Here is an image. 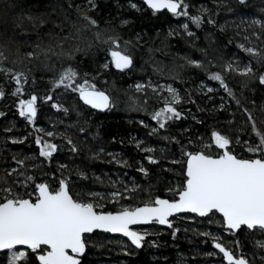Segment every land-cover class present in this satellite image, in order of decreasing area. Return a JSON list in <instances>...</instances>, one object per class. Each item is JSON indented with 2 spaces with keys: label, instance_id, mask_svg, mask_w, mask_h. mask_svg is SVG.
<instances>
[{
  "label": "snow or ice",
  "instance_id": "1",
  "mask_svg": "<svg viewBox=\"0 0 264 264\" xmlns=\"http://www.w3.org/2000/svg\"><path fill=\"white\" fill-rule=\"evenodd\" d=\"M215 2L219 5L221 0ZM239 4L247 7L249 0H239ZM128 5L137 11H143L144 7H147L154 15L167 10L174 17L187 18L181 27L190 37L195 35L190 23L197 27L206 23L216 25L217 20L214 17L219 15V8L213 10L205 4L196 7L191 0H128ZM193 7L196 8L195 14L190 11ZM99 8V0H81L79 3L76 0H68L67 10H74L75 18L65 15L64 21L56 22V26L60 28L59 33L50 31L48 36L52 39L47 44L36 43L33 50L23 55L14 36L0 39L2 74L0 100H4L8 95L18 98L15 106L19 109V116L30 122L31 127L36 128L38 132L44 133V136L36 135L34 138V143L39 146L38 155L31 152L22 156L13 155L12 160L16 167L9 164L0 175V264H87L85 253L89 251L93 239L91 234L97 230L122 233L130 238L133 245L143 248L149 233L138 231L133 225L153 222L167 225L174 229L175 236L181 231L180 227L175 226V219L181 213L197 214L186 215L185 219L197 220L198 217H203L205 223H219L223 231L232 237L230 241L232 247H229L219 233L211 231L202 233L206 237H211L214 248L219 251L201 254L219 257L216 264H264V107L259 110L258 116L252 109L244 106L225 74L222 71L211 70L210 65L216 63L214 60L205 63L203 60L184 57L187 65L201 69L212 80L218 81L228 96L235 100L236 109L230 113L232 123H236L237 110L246 118L241 121L237 134L230 135L214 129L207 140L200 137L197 141L189 137L187 146L176 136H164V139L170 142L180 143L179 159L173 160V163H182L183 170L179 174L183 176V180L167 189L175 193L173 198L156 195L139 204L122 203L126 195L129 199L132 198V194L140 189L139 185L126 187L123 191L114 187L110 193L88 190L85 196L83 191L76 190L77 181L73 180L72 170L68 164L59 165V174L54 171L42 172V175L49 177L48 180L37 179L36 161L43 157L45 162L51 164L54 155L60 150V144L54 142V139H45V136L66 139L68 150L73 155L82 153L80 143L69 136L67 130L61 132L38 126L37 117L42 101H52L51 107L62 114L75 110L82 118L76 121L77 131L80 133H86L91 127V118L95 114L91 110L111 112L117 106L112 93L95 83L96 75L99 74L93 75L84 71L80 67V62L76 60V54L80 52L87 54L93 48L99 50L103 47L110 53V61L102 65L104 69H108L110 63L121 71L131 70L134 66L131 51L133 41L121 36L112 26L110 19L102 26L100 19L92 14ZM260 13H264V7L260 9ZM24 19L23 15L18 18L19 27H23ZM27 19L34 25L37 20L40 24L47 23L45 19L31 15ZM120 23L126 25L130 20L122 19ZM251 23L264 30V18L253 14ZM65 27L69 29L66 33L63 31ZM168 35H177L176 29L170 27ZM252 35L264 39L260 32H253ZM140 40L141 37L137 35L136 41ZM66 43H70L71 46L65 47ZM239 47L248 53L251 59L241 64L239 58H236L235 63L228 61L223 66L224 69L246 77L243 81L244 87L253 80H258L264 85V72L260 71V67H264V45L256 47L253 42V46L241 43ZM53 56L57 58L58 63L52 62ZM25 59L29 63L40 60L44 67L53 73L47 77L49 83L44 86L42 96L31 90L36 79L32 75L33 70L31 68L18 70L12 66L23 64ZM174 78L181 77L177 74ZM5 85L9 87L6 88ZM201 85L202 89L214 91L203 81ZM134 87L144 93V102L141 103L133 97L136 103L130 107L149 111L148 88H151L159 104V107L154 106L150 111L152 119L156 121L155 127L145 120L139 121L150 128L153 135L169 129L172 122L185 117L186 113L180 107L185 96L181 94L179 88L172 84L162 86L151 81L147 85L137 83ZM57 90L61 94H77V100L82 101L83 105L90 109L87 115L79 103L70 107L54 99ZM25 92L28 98H24ZM225 107L224 103L219 104L221 110ZM5 116L6 113L0 111V118ZM239 133L247 135L242 137ZM94 135L99 136L98 128ZM11 139L13 142L23 143L28 137L14 136ZM83 139L86 140L87 137ZM133 142L138 149L143 144L142 141ZM237 145H242L248 154L237 151ZM142 150L155 153L156 147H144ZM89 152L92 158L100 159L105 149L99 147L93 151L89 147ZM109 155L117 164L130 166L128 161L117 159V154ZM147 160L158 163V158L152 154L147 155ZM140 171L148 174L149 169L141 167ZM76 174L83 178L89 175L80 168L76 169ZM92 175L95 176V173ZM97 180L104 182L100 177H97ZM107 182L118 183L113 182L111 177ZM149 196L151 197V191ZM106 198L111 199L113 203H119V210H106L104 203ZM216 217H219V220ZM196 231L197 234H201L199 229ZM257 236L261 239H256ZM241 238H251L253 248L246 250ZM151 243L155 244L156 241ZM122 250L128 251L127 247Z\"/></svg>",
  "mask_w": 264,
  "mask_h": 264
},
{
  "label": "trees",
  "instance_id": "2",
  "mask_svg": "<svg viewBox=\"0 0 264 264\" xmlns=\"http://www.w3.org/2000/svg\"><path fill=\"white\" fill-rule=\"evenodd\" d=\"M67 2L68 0H0V39L14 36L19 44L21 55L33 50V45L36 43L47 44L52 39L48 36L50 31L60 32V28L56 26L57 21H64L65 15L75 18L74 10H67ZM76 2L79 3L81 0ZM191 2L196 7L205 4L213 10L219 8V15L214 17L217 20L216 25L206 23L197 27L190 23V28L195 33L190 37L181 29L182 24L187 21L185 17L177 18L167 11L154 15L147 7H144L143 11H137L128 5V0H99L100 8L92 14L100 19L102 26L110 19L112 26L121 36L133 41L131 51L134 56V66L131 70L121 71L110 63L109 68L104 69L102 65L110 61V53L103 47L99 50L93 48L87 54L83 52L76 54V60L80 62V67L84 71L93 75L99 74L96 75L95 83L112 93L116 98L117 106L111 112L91 110L95 113L91 118V127L86 133H80L77 131L76 121L82 118L75 110L62 114L51 107L52 101H42L40 114L37 117L38 126L61 132L67 130L68 135L80 143L82 153L73 155L68 150L66 139H61L59 136L55 138L45 136V139H54V142L60 144V150L54 155L51 164L45 162L43 157L36 161L35 174L38 180L49 179L47 175H42V172L54 171L59 174V165L68 164L72 170L73 180L77 181L76 190L83 191L85 196L88 190L109 193L114 187L123 191L126 187L139 185L140 189L132 194V198L129 199L126 195L127 198H124L122 203L139 204L156 195L173 198L175 193L167 189L183 180V176L179 174L183 170L182 163H173V160L179 159L180 143L170 142L164 139V136H176L187 146L189 137L197 141L200 137L207 140L214 129L230 135L237 134L241 121L246 118L237 110L236 123H232L230 113L236 109L235 100L228 96L218 81L212 80L201 69L187 65L184 57L203 60L205 63L216 61L210 65L211 70L222 71L230 86L235 89L237 96L241 98L242 104L259 116V110L264 107V85H261L258 80H253L244 87L243 81L246 77L235 72H227L223 66L228 61L235 63L236 58H239L241 64L251 59L249 54L239 47L241 43L249 47L253 46V42L256 47L264 45V39H258L252 35L253 32H260L264 37V30L251 23L253 14L264 18V13H260V9L264 7V0H249L247 7L240 5L239 0H226V2L221 0L219 5L215 0H191ZM229 8L234 10L228 11ZM190 11L195 14L196 8H190ZM22 15L25 19L23 27H19L18 18ZM29 15L43 18L47 23L40 24L37 20L34 25L27 19ZM122 19H128L130 23L121 24ZM65 23L67 24V21ZM170 27L176 29L177 35H168ZM68 30V27H65L63 31L66 33ZM137 35L141 37L140 41H136ZM70 46V43L65 44V47ZM52 62L58 63L55 56L52 57ZM12 66L18 70L31 68L32 75L36 78L31 90L37 91L42 96L44 86L49 83L47 77L53 73L45 68L40 60L29 63L25 59L23 64ZM260 71L264 72V67H260ZM177 74L181 78H174ZM149 81L171 83L185 96L184 102L180 105L186 113L185 117L172 122L169 129L157 135H153L150 128L139 123L140 120H145L153 127L156 126L150 111L154 106L159 107V104L154 99L151 89H147L149 111L130 107L133 97L141 103L144 102V95H138L134 85L137 83L147 85ZM201 81L214 91L202 89ZM5 87L9 86L5 85ZM23 95L24 98H28L27 92ZM17 99L8 95L4 100H0V111L6 113L5 117L0 118V175L9 164L16 167L12 160L13 155L22 156L28 152L38 155L39 146L34 143V138L36 135L44 136L43 132H38L36 128L31 127L30 122L19 116V109L15 106ZM54 99L70 107L79 103L85 115L90 110L77 100L75 93L61 94L57 90ZM220 103L226 105L225 109L219 108ZM97 128L98 137L94 135ZM239 134L242 137L247 135ZM14 136H27L28 139L23 143H17L11 139ZM84 137L87 139H83ZM133 141H142L141 148L138 149ZM153 146L156 147L155 153L142 150L144 147ZM89 147L93 151L104 147L105 152L101 153L100 159H94L90 155ZM236 150L245 155L248 154L242 145H237ZM109 153L117 154V159L128 161L130 166L117 164ZM149 154L156 156L158 163L148 161ZM141 167L148 168V174L141 172ZM77 168L86 171L89 174L88 177L77 176ZM92 173H95V176ZM97 177L102 178L104 182L101 183ZM109 177L113 182L118 183H108ZM149 191H151V197ZM104 203L106 210L120 208L119 203H111L109 199ZM185 216L175 219V226L181 229L175 236H173L172 228L152 225L150 228L152 236L147 238L144 247L128 249L127 252L133 253L132 255L115 249L113 243H117L116 241L120 238L94 233L91 235L93 238L91 242L94 243H90L89 251L85 255L87 264H210L212 257H205L201 253L215 251V248L211 237H206L202 233L205 231L219 233L226 243L232 237L223 231L219 223H205V218L185 219ZM216 219L219 220V217ZM197 229L201 234H197ZM241 239L246 250L253 248L251 238ZM256 239L261 237L257 236ZM152 241L156 243L152 244ZM228 246L232 247L229 243Z\"/></svg>",
  "mask_w": 264,
  "mask_h": 264
},
{
  "label": "rangeland",
  "instance_id": "3",
  "mask_svg": "<svg viewBox=\"0 0 264 264\" xmlns=\"http://www.w3.org/2000/svg\"><path fill=\"white\" fill-rule=\"evenodd\" d=\"M182 29V28H181ZM183 30V29H182ZM156 84H159V85H166V84H171V83H166V82H163V81H160L159 83H156ZM151 89V88H150ZM152 91V90H151ZM138 93V95H144V93L143 92H141V91H137ZM154 97V96H153ZM155 99V98H154ZM133 103H136V100H133L132 101V104ZM105 189V188H104ZM97 193H105V191H101V192H97ZM110 193V192H109ZM124 198H127V196H125ZM110 201H111V203H113V201L111 200V199H109ZM105 201H107V198L104 200V202ZM118 204V203H117ZM152 226H150V227H147V228H140V229H138V231H147L148 233H149V235L147 236V238L149 237V236H152L151 234H152V230L150 229ZM214 233H216V232H214ZM121 240H123V241H121ZM230 241L231 240H228V243L232 246V244L230 243ZM117 243H113V246L115 247V249L116 250H120V252L122 253H128V252H125V251H123L122 249L123 248H125V247H127V249H129L130 247L131 248H133V249H136L134 246H132L128 241H126V240H124V239H122V238H120V240H118V241H116ZM92 244L94 243V242H91ZM146 243V242H145ZM216 251V250H215ZM205 257H208V256H205ZM208 258H210V257H208ZM218 258L219 257H212V261H210V264H216V261L218 260Z\"/></svg>",
  "mask_w": 264,
  "mask_h": 264
},
{
  "label": "water",
  "instance_id": "4",
  "mask_svg": "<svg viewBox=\"0 0 264 264\" xmlns=\"http://www.w3.org/2000/svg\"><path fill=\"white\" fill-rule=\"evenodd\" d=\"M164 11H167V10H164ZM170 13V12H169ZM82 102V101H81ZM83 103V102H82ZM88 107V106H87ZM94 111H96V112H99L98 110H94ZM182 215H193V216H196L197 214H187V213H181V214H179L178 215V217L179 216H182ZM198 218H203V217H198ZM154 224H156V225H158V226H160V227H163V228H169L167 225H160V224H158V223H155V222H153V223H142V224H137V225H133V227L136 229V230H138V229H140V228H147V227H150V226H152V225H154ZM95 233H103V234H107V235H110V236H112V237H118V238H122V239H124V240H126V241H128L132 246H134L136 249H141V248H138V247H136L135 245H133L132 244V242H131V240H130V238H128V237H126L124 234H122V233H110V232H105V231H103V230H97ZM94 234V233H93ZM93 234H91V235H93ZM146 240H147V237H146ZM145 240V241H146ZM217 252L219 251L218 249H215ZM87 253V252H86ZM86 253H85V255H86Z\"/></svg>",
  "mask_w": 264,
  "mask_h": 264
},
{
  "label": "bare ground",
  "instance_id": "5",
  "mask_svg": "<svg viewBox=\"0 0 264 264\" xmlns=\"http://www.w3.org/2000/svg\"><path fill=\"white\" fill-rule=\"evenodd\" d=\"M193 216V215H192ZM200 219H202V218H200Z\"/></svg>",
  "mask_w": 264,
  "mask_h": 264
}]
</instances>
